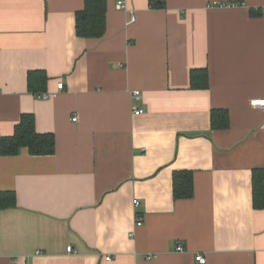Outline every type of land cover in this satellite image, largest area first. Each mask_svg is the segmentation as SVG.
I'll list each match as a JSON object with an SVG mask.
<instances>
[{"label": "crops", "instance_id": "1", "mask_svg": "<svg viewBox=\"0 0 264 264\" xmlns=\"http://www.w3.org/2000/svg\"><path fill=\"white\" fill-rule=\"evenodd\" d=\"M126 4L107 0L105 34L84 38L85 0H0V140L32 113L56 141L0 153V191L16 194L0 264H264V0ZM35 70L47 98L29 89ZM178 171L193 173L191 198L174 196Z\"/></svg>", "mask_w": 264, "mask_h": 264}, {"label": "trees", "instance_id": "2", "mask_svg": "<svg viewBox=\"0 0 264 264\" xmlns=\"http://www.w3.org/2000/svg\"><path fill=\"white\" fill-rule=\"evenodd\" d=\"M107 0H85L84 8L77 13V34L84 38H100L107 27ZM199 78V83L196 81ZM192 85H209L206 69H195L191 73ZM48 75L43 70L31 71L29 89L39 94L46 88ZM197 82V83H196ZM212 123L215 127L228 125V111L214 110ZM27 147L32 154L46 155L55 152L56 141L52 133H39L36 128V118L32 113H24L11 136L0 140V153L3 155L18 154ZM262 172L254 176L255 201L258 207L264 206V175ZM194 195V177L192 172L178 171L174 174V196L176 199L191 198ZM260 199V201H259ZM16 194L13 191H0V209L14 207Z\"/></svg>", "mask_w": 264, "mask_h": 264}, {"label": "built area", "instance_id": "3", "mask_svg": "<svg viewBox=\"0 0 264 264\" xmlns=\"http://www.w3.org/2000/svg\"><path fill=\"white\" fill-rule=\"evenodd\" d=\"M119 7L121 9H127V4H126V0H119ZM136 20V15L133 11L130 12V21L129 22H134ZM64 86V82H59L58 83V88H63ZM134 94L136 96H138L140 94V91H135ZM38 96L40 98H47L48 97V94L47 93H39ZM255 104H257V106L259 108H261L262 110H264V98H260V99H257L255 100ZM133 110L136 114H140V113H143L144 112V109L142 108H139L137 105L133 106ZM74 121L77 120V117H74L73 118ZM138 201H136V204L138 205ZM143 223V216L142 215H137V224H142ZM72 246L69 247V251H72ZM177 250L178 251H183L184 250V246L183 245H178L177 246ZM154 255L153 254H150L147 256V258L151 259L153 258ZM106 259L107 260H111L112 257L111 256H106ZM196 259L201 263V264H206L207 263V258L204 254L202 253H199L196 255Z\"/></svg>", "mask_w": 264, "mask_h": 264}]
</instances>
